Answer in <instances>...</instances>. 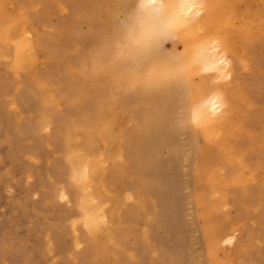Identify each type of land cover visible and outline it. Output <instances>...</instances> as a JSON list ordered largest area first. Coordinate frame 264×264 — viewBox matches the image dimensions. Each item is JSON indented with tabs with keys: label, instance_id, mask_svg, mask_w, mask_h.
<instances>
[{
	"label": "bare ground",
	"instance_id": "obj_1",
	"mask_svg": "<svg viewBox=\"0 0 264 264\" xmlns=\"http://www.w3.org/2000/svg\"><path fill=\"white\" fill-rule=\"evenodd\" d=\"M37 1L0 0V199L15 221L0 229V264H251L264 228L217 253L230 225L264 212V187L250 191L264 179V0ZM231 4L237 50L213 31ZM59 10L78 16L73 28ZM82 85L94 94L80 112ZM227 207L231 224L217 214Z\"/></svg>",
	"mask_w": 264,
	"mask_h": 264
},
{
	"label": "rangeland",
	"instance_id": "obj_2",
	"mask_svg": "<svg viewBox=\"0 0 264 264\" xmlns=\"http://www.w3.org/2000/svg\"><path fill=\"white\" fill-rule=\"evenodd\" d=\"M104 2H105V4H111V3H113V0H104ZM36 4V8H39V9H41L42 10V8H43V3H42V1L41 0H38L37 1V3H35ZM215 5H216V2L215 3H212L211 5H210V7H211V10H213V8H215ZM236 6V5H235ZM229 7V8H228ZM232 7H234L232 4H231V7H230V5L229 6H227V8L225 9L226 10V12H225V15H226V13L228 12V14H230L232 11H233V9H231ZM236 8V11L235 12H238V8L237 7H235ZM229 11H228V10ZM231 10V11H230ZM26 11L27 10H25V13H26ZM32 12L34 13V11H31V12H29V13H31L32 14ZM234 12V11H233ZM232 12V13H233ZM235 12H234V14H235ZM222 14V13H221ZM223 14H224V12H223ZM58 18L59 19H62V21L63 22H65L66 21V25H67V27H69L68 28V30L70 29V28H73L72 26L73 25H75L76 23H77V19H78V16L76 15V14H73V12L71 11V10H66V11H63V12H60V10H59V12H58ZM219 16V17H218ZM218 18L216 17V19L215 20H217V22H215L214 21V23H213V26H216V27H214L213 28V31H215L217 28L219 29V33L220 34H224L223 36L229 41V40H233V41H230V43L228 44L229 45V47H231L232 45L236 48V50H237V48H238V46H239V44H238V42H239V39H237V37L239 38V36H238V33H237V31H238V27H235L239 22L238 21H236L235 19H238L239 21H240V17H239V13H238V17L236 18L235 16H234V18H233V14H231V15H229V16H227V18L226 17H223L222 15H220V13L218 14ZM220 16H222V17H220ZM117 18H118V20H121L122 18H123V16H122V14L121 13H117V16H116ZM230 17V18H229ZM226 19V20H225ZM228 21V22H227ZM232 21H233V23H235L233 26H232ZM238 22V23H237ZM52 24H56L57 23V20H56V16L54 17V18H52V22H51ZM231 24V25H230ZM240 24V23H239ZM220 25V26H219ZM231 27V29L232 30H230V27ZM239 26V25H238ZM48 27L49 26H42V30L43 31H46L47 29H48ZM108 27L109 28H111L112 27V24H108ZM222 27V28H221ZM233 27V28H232ZM81 29H82V31L84 32L85 31V26H84V24H81ZM236 29V30H235ZM226 31H229V34H227V32ZM233 31H235L234 33H233ZM226 32V33H225ZM232 35V37H231V35ZM227 35H229L230 36V39H229V36H227ZM235 35V36H234ZM234 37H236V38H234ZM234 39H235V41H234ZM237 41V42H236ZM235 42V43H234ZM232 44V45H231ZM236 45V46H235ZM161 50H163L165 53H167V54H173V55H178V56H182L183 54H184V50H185V46H184V43L183 42H180L178 39H176V38H164L162 41H161ZM229 50H231V48H229L228 50H226L227 52H226V56L225 57H227L228 59H230V57H232V54H231V52L229 51ZM76 53L75 52H69L68 54H67V59H70V60H75V58H76ZM41 61V65H39V66H42V65H44L45 63V59L43 60V58H40L39 59V62ZM41 68H43V67H41ZM105 70V71H104ZM103 72V73H102ZM212 72V71H211ZM104 74V75H103ZM106 75H107V77H106ZM104 77V78H103ZM99 78L100 79H98V81H99V83H100V85H111V83H112V79H111V77H110V74H109V72L105 69V68H103L101 71H100V73H99ZM108 78V79H107ZM222 78V79H221ZM107 79V83L105 82V80ZM221 79V80H220ZM109 80V81H108ZM220 80V81H219ZM197 81H198V79H197ZM219 81V82H218ZM231 82V79L230 78H228V79H226V77L224 78V77H218L217 79H216V83L217 84H222L223 86H225V87H228V86H231L232 84H233V82ZM109 82V83H108ZM215 83V84H216ZM224 83V84H223ZM229 84V85H228ZM82 87V94H84L83 95V97H84V99H85V97H87V92H89V95H88V97L87 98H90V97H92L93 96V94H94V92L91 90H87V87L84 85H82L81 86ZM84 87H86L85 89H84ZM231 87H233V85L231 86ZM226 90H230V89H228V88H226ZM85 91V92H84ZM87 91V92H86ZM212 90H210V92H211ZM220 91H222V89H220ZM219 91V92H220ZM227 92V91H226ZM91 94V95H90ZM86 95V96H85ZM90 96V97H89ZM86 98V99H87ZM86 99L85 100H83L84 102L83 103H81L79 106H78V109H79V111L80 112H83L84 110H85V106H86V104H87V102H86ZM185 153L186 154H189V149H186L185 150V152H184V155H185ZM250 159L252 160V161H255L256 159H257V154L256 153H253V154H251V156H250ZM185 172H186V169H185ZM188 177H186L185 178V181H188ZM259 179H261L260 181H259ZM259 181V182H258ZM258 181H257V183L256 184H254L253 185V188H250V191L252 192V194H256L257 193V187L258 186H261V187H264V179L262 180V178H258ZM263 182V183H262ZM258 183H260V184H258ZM257 185V186H256ZM190 191H191V188L189 187V186H187V184L184 186V189H183V193H184V198H183V208H184V217H185V219H186V221L189 223V224H193L194 222H195V212H194V206H193V203H192V201H191V199L188 197V194L190 193ZM256 213V215H253L252 213L251 214H249V215H244V222L248 225H245V224H238L236 227H234L233 225H230V233H231V235H230V237H232V235H234L233 237L235 238L234 239V241H230V240H227L226 241V244L222 247V249L221 250H219L218 251V253H217V258H218V260L219 261H224L225 260V250H227V249H229L230 247H233L234 245H235V243H236V239H238L240 236H241V234H242V231H243V227L244 226H246V227H248V228H250V229H253V231L256 233V234H260V230L262 229V228H264V212H255ZM217 214H219V221L221 222V223H224V224H231L230 222H233V221H236L237 220V218H238V212L236 211V209L235 208H231V207H227V208H221V211L220 212H217ZM9 218V216L7 215V210H6V206L2 203V201H1V199H0V229L1 228H4L6 225H7V223H8V221L10 222L11 221V223H12V225L14 224L15 225V221L12 219H8ZM215 224H217V223H215ZM195 235H196V237H198V234L197 233H195ZM200 239V238H199ZM198 239V240H199ZM127 241H128V244H133L134 243V240H133V238L131 237V236H129L128 237V239H127ZM92 245H88L87 247H84V248H78V249H75L74 250V252L75 253H80V252H82V251H84L85 252V254H87V255H89L91 252H92ZM223 253H222V252ZM254 251H255V260L253 261V262H251V264H255V262H256V264H264V243H262V242H255L254 243ZM220 252H221V254H220ZM222 255V256H221ZM263 258V259H261V258ZM56 260H57V258L56 259H51V261H49V263L48 264H57V262H56ZM10 261H12V260H10ZM20 262L18 263V264H37L36 263V261H34L32 258H25L24 256H22L21 257V259L19 260ZM260 261V262H259ZM229 261H225L224 263L225 264H234L233 262H230V263H228ZM9 264H16L15 262H11V263H9ZM201 264V263H200Z\"/></svg>",
	"mask_w": 264,
	"mask_h": 264
}]
</instances>
